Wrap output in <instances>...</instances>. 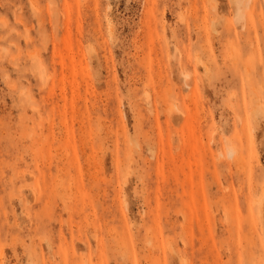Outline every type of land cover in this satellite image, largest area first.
I'll list each match as a JSON object with an SVG mask.
<instances>
[{
	"label": "rangeland",
	"instance_id": "rangeland-1",
	"mask_svg": "<svg viewBox=\"0 0 264 264\" xmlns=\"http://www.w3.org/2000/svg\"><path fill=\"white\" fill-rule=\"evenodd\" d=\"M0 264H264V0H0Z\"/></svg>",
	"mask_w": 264,
	"mask_h": 264
},
{
	"label": "bare ground",
	"instance_id": "bare-ground-1",
	"mask_svg": "<svg viewBox=\"0 0 264 264\" xmlns=\"http://www.w3.org/2000/svg\"><path fill=\"white\" fill-rule=\"evenodd\" d=\"M108 31H110V29H109ZM229 153L231 154V153H232V151L230 150V151H229Z\"/></svg>",
	"mask_w": 264,
	"mask_h": 264
}]
</instances>
